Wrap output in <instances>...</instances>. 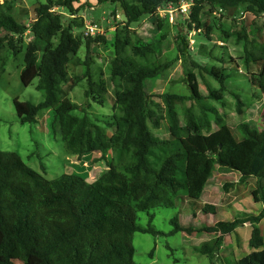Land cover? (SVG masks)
<instances>
[{"label":"trees","instance_id":"16d2710c","mask_svg":"<svg viewBox=\"0 0 264 264\" xmlns=\"http://www.w3.org/2000/svg\"><path fill=\"white\" fill-rule=\"evenodd\" d=\"M14 1L0 0V77L9 59L25 51L22 84L28 87L38 79L37 89L44 94L39 104L14 101L20 122L35 124L39 113L49 110L53 131L60 130L69 156L82 160L100 153L107 160L111 154V160L108 169L92 182L76 173L49 180L29 167L19 154L0 151V264H135L134 235L157 234L151 211L175 208L181 197L198 204L216 165L239 173L240 182L264 179V128L256 130L242 122L238 138L215 109L202 103L195 74L187 77L192 93L189 97L165 93L156 96V101L146 89L147 82L162 76L173 61L156 58V45L137 39L132 25L157 15L158 7L179 0H98L121 7L120 14L113 11L116 32L108 69L110 83L105 79L95 81L90 69L93 45L107 44L106 38L75 34V30L84 28L76 7L83 0H47L36 7V18L28 25L14 16ZM192 1L185 23L189 30L208 27L203 21L206 7L225 11L245 8L255 17L264 16V0ZM122 15L127 21L121 20ZM238 37L248 45L245 30ZM179 38L185 47L180 51L186 53L187 38ZM261 48H248L246 60L262 64L261 74L252 79V84L264 94ZM83 49L85 60L80 57ZM73 65L87 67V98L104 106L114 89L109 118L96 122L87 114H75L79 105L69 95L79 81L71 77ZM213 75L225 89L227 77L217 72ZM210 95L214 100L223 98L220 90H211ZM189 100L199 103L201 113L196 115L187 109L182 123L177 107ZM243 107L238 97L240 116L244 115ZM163 123L169 138L155 136L152 131L161 129ZM252 194L257 203H264V189ZM203 210L215 209L207 205ZM142 212L149 216L147 227L137 223ZM263 218L264 213L217 222L206 229L215 238L197 250L212 260L225 236L235 233L239 225L251 223L249 244L255 250L237 264H264V235L258 226ZM172 224V234L193 232L178 218Z\"/></svg>","mask_w":264,"mask_h":264},{"label":"rangeland","instance_id":"374dc122","mask_svg":"<svg viewBox=\"0 0 264 264\" xmlns=\"http://www.w3.org/2000/svg\"><path fill=\"white\" fill-rule=\"evenodd\" d=\"M46 2L47 0H15L12 12L21 23L28 25L36 18V7ZM76 7L79 9L77 17L83 18L84 28L75 30V34L85 35L86 24H96L100 32L95 38L104 36L107 40V44L93 45L90 69L95 81L105 79L110 83L108 69L113 57L112 45L116 32L113 11L120 14L121 7L111 2L99 3L98 0H83ZM64 13L67 14L65 11ZM189 17L190 15H177L174 22H171L167 17L157 14L146 16L132 25V32L137 39L156 45V58L173 61L171 68L162 76L147 82L148 93L155 96L156 101L159 100V95L165 93L189 97L192 93L187 77L188 74H195L203 96L202 103L215 109L238 138H241L239 126L242 122L248 123L253 129L262 130L264 94L252 84V79L261 74L262 64L248 62L246 50L264 47V16L255 17L245 8L225 11L206 7L203 21L208 27L190 30L185 24ZM243 30L249 40L247 46L238 37V33H243ZM179 35L187 38L186 53L180 51V47H185L180 44ZM24 55L25 51H22L16 57L12 56L0 77V151L19 154L29 167L49 180L73 173L82 175L89 182L96 180L108 169L111 154H108L107 160H103L100 153L91 154L82 160L69 156L65 152L60 130L53 131L49 110L41 111L35 124L20 122L14 106L16 99L33 104L44 101L43 92L37 89L38 79L28 87L22 84L20 76L24 68ZM80 57L86 59L85 49L81 50ZM86 71L87 67L83 65L70 67L72 79L79 81L69 95L79 105L75 114H87L96 122L104 121L112 115L115 91L113 88L110 90L104 106L87 98L85 91L89 85ZM213 72L227 77L225 89ZM211 90H220L223 98L210 99ZM238 97L244 105L243 116L238 113ZM189 108L196 115L201 113L199 103L194 100L179 104L177 109L182 123L185 122ZM211 117L215 118L213 114ZM162 126L161 129L152 128L154 135L169 138L166 124L163 123ZM260 188L264 189V179L240 182L239 173L216 165L198 204L193 205L191 200L181 197L175 208H157L151 211L154 215L152 226L157 234L138 232L134 235L135 264H237L241 258L255 250L249 244L252 236L251 223L239 225L235 233L225 236L222 247L212 260L199 252L197 247L215 238L206 229L217 222H230L264 213V203H257L252 194ZM207 205L213 206L215 210L205 212L203 208ZM175 218H178L184 228L192 229L193 232L172 234V220ZM137 223L142 227L149 226L148 214L139 213ZM258 226L264 235V218Z\"/></svg>","mask_w":264,"mask_h":264},{"label":"built area","instance_id":"2783aa9c","mask_svg":"<svg viewBox=\"0 0 264 264\" xmlns=\"http://www.w3.org/2000/svg\"><path fill=\"white\" fill-rule=\"evenodd\" d=\"M193 8V1L191 0H179L176 4H170L165 7H158V15L165 16L169 21L174 22L177 15L188 16L191 14ZM100 28L96 24H86L85 35L97 36Z\"/></svg>","mask_w":264,"mask_h":264},{"label":"water","instance_id":"95a60500","mask_svg":"<svg viewBox=\"0 0 264 264\" xmlns=\"http://www.w3.org/2000/svg\"><path fill=\"white\" fill-rule=\"evenodd\" d=\"M121 20H123V21H127V17H126L125 15H122Z\"/></svg>","mask_w":264,"mask_h":264},{"label":"crops","instance_id":"0c3cea01","mask_svg":"<svg viewBox=\"0 0 264 264\" xmlns=\"http://www.w3.org/2000/svg\"><path fill=\"white\" fill-rule=\"evenodd\" d=\"M73 157H76L77 158V156H73Z\"/></svg>","mask_w":264,"mask_h":264}]
</instances>
